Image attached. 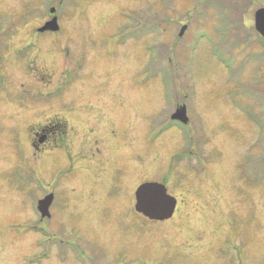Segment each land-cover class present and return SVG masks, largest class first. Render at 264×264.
Instances as JSON below:
<instances>
[{"label":"rangeland","instance_id":"1","mask_svg":"<svg viewBox=\"0 0 264 264\" xmlns=\"http://www.w3.org/2000/svg\"><path fill=\"white\" fill-rule=\"evenodd\" d=\"M261 7L264 0H0V264H86L82 248L87 264H264ZM54 15L60 30L38 32ZM76 98L87 110L69 119L103 140L101 176L114 165L118 179L92 195L66 180L62 150L34 137L60 116V102ZM183 105L190 123L179 132L171 115ZM147 181L176 197L170 219L135 211ZM51 190L57 205L39 224L36 202Z\"/></svg>","mask_w":264,"mask_h":264},{"label":"flooded vegetation","instance_id":"2","mask_svg":"<svg viewBox=\"0 0 264 264\" xmlns=\"http://www.w3.org/2000/svg\"><path fill=\"white\" fill-rule=\"evenodd\" d=\"M52 32H45L43 33V35H51ZM1 56V55H0ZM55 99V97H54ZM112 100H114L113 98H111ZM66 102H60L61 106L59 108V112L56 113V115H60L59 117H53L51 119V121H49L46 124L45 128H41L39 130V132H36L34 134V137L37 138V136H39L40 132V139L39 142L42 144H49L50 148L52 151H54L55 149H58L59 151L62 150V152L64 153V157L62 158V160L65 159V162L67 164V167L65 166V168L67 169L66 172H69V175L67 177V181H72V184H78V183H82L85 186H87V188L90 191V194L92 195L95 191H97L98 187H101L103 184V181L112 179L111 181H113L114 179H116V172L114 170H116L115 166L113 165L112 167H109L108 172L106 173V175H108L107 178H102L101 174H103L101 171H104L103 167H101L102 164V153L103 152V148L99 145L100 141L103 143V140L99 139L98 137H88L87 133H79L78 130L76 129L77 126V122L76 123H72V121L69 118L75 117L77 115H74L75 112L74 110L78 111V110H84L86 111L87 108L86 106L88 105L86 102L82 103V99H80L82 102V104L78 103L79 99H66ZM84 100V99H83ZM90 100L88 99L87 102H89ZM177 109V108H176ZM99 113V110L98 112ZM87 115V114H86ZM89 115V114H88ZM81 124V123H80ZM82 125V124H81ZM173 127H177L179 132H182L183 126L180 125L179 123L174 122V124L172 125ZM70 132H75L72 135H69ZM118 136H114L112 140H108L106 143H109L111 145L112 150L107 152L106 155V160L108 164H110L112 159H115L116 156L114 157V147L117 148L118 145H116L118 143L117 141ZM74 143V145H73ZM77 143V144H76ZM101 143V145H102ZM35 149H41V146L36 142L33 144ZM109 146V145H108ZM74 148V149H73ZM63 149H65L63 151ZM72 151L74 152V155L72 153ZM77 152H79V158L77 155ZM76 154V155H75ZM109 154V155H108ZM51 156H53L52 159H50V162L52 163V160L55 159V164H58L59 162H57L59 159H61L59 156H57L56 152L54 154H52ZM118 159V158H117ZM79 160H84V162L89 161L91 164L90 165H86L84 168L83 167H77V161ZM60 164L62 165L61 161ZM117 166V165H116ZM114 167V168H113ZM76 173L79 176V179H75L74 177L76 176ZM118 180V179H116ZM83 181V182H82ZM52 185V184H51ZM50 185V186H51ZM58 186V184L53 185V189H55ZM51 194H53L54 200L51 206V209L53 207H55V202L57 200V193L56 191L51 190L50 191ZM89 194H87L86 196H88ZM40 199V198H39ZM38 199V200H39ZM58 201V200H57ZM90 205V206H89ZM87 204V207H91L90 211L95 215L93 217V220L95 221H99V219H101V211H99L98 209L95 210V205L93 204ZM85 208V207H84ZM99 214L100 216L96 215ZM51 216V215H50ZM48 217L49 219H51V217ZM45 218H39L38 222L39 223H43ZM48 219V220H49ZM49 234L51 236H55V232L49 228ZM53 240L52 242L55 243V238L56 237H52ZM65 241V239H64ZM66 242L68 244L66 245H77V241L76 240H69L66 239ZM79 245V244H78ZM81 246V245H79ZM74 249V248H73ZM82 254H86L83 251V248L79 254V260L80 262H84L87 264V260L86 258L82 257ZM83 264V263H82Z\"/></svg>","mask_w":264,"mask_h":264},{"label":"water","instance_id":"3","mask_svg":"<svg viewBox=\"0 0 264 264\" xmlns=\"http://www.w3.org/2000/svg\"><path fill=\"white\" fill-rule=\"evenodd\" d=\"M55 11L56 9L54 7L50 9L51 14L55 13ZM186 28V26L182 27L180 36L184 34ZM255 28L259 34L264 37V7L257 9L255 12ZM58 30L59 24L57 16H54L50 21H47L39 29L40 32ZM173 119L187 123L189 118L187 116L186 107L182 106L178 108L173 115ZM135 197L136 211L142 213L150 220L162 221L171 218L177 205V199L168 193L164 184L159 182H145L141 184L136 190ZM52 201V195H48L39 200L38 210L42 217L49 216V208Z\"/></svg>","mask_w":264,"mask_h":264},{"label":"trees","instance_id":"4","mask_svg":"<svg viewBox=\"0 0 264 264\" xmlns=\"http://www.w3.org/2000/svg\"><path fill=\"white\" fill-rule=\"evenodd\" d=\"M130 36H132V37H133V34H132V33H130Z\"/></svg>","mask_w":264,"mask_h":264}]
</instances>
